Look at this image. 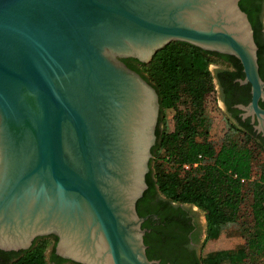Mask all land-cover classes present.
<instances>
[{
    "label": "water",
    "instance_id": "obj_1",
    "mask_svg": "<svg viewBox=\"0 0 264 264\" xmlns=\"http://www.w3.org/2000/svg\"><path fill=\"white\" fill-rule=\"evenodd\" d=\"M172 42L234 57L264 139V81L239 0H0V251L54 236L76 264H152L136 203L159 98L122 61ZM120 142V148L117 145Z\"/></svg>",
    "mask_w": 264,
    "mask_h": 264
},
{
    "label": "trees",
    "instance_id": "obj_2",
    "mask_svg": "<svg viewBox=\"0 0 264 264\" xmlns=\"http://www.w3.org/2000/svg\"><path fill=\"white\" fill-rule=\"evenodd\" d=\"M250 4L251 0H239V7L253 29L258 63L260 49ZM215 58L235 59L172 42L156 52L148 64L122 60L154 88L159 98L156 142L145 177L147 189L137 201L136 211L139 217L151 213L160 223L171 226L172 219L162 212V201L195 207L204 215L209 241L239 222L244 202L249 198L250 225L242 228L244 243L230 250L208 253L202 263L257 264L264 259V162L255 174L253 161L257 150L264 156V139L258 140L254 134L227 123L220 144L216 146L210 140L212 120L206 113L205 102L215 92L209 71ZM169 110L173 112L171 130L165 117ZM183 165L189 168L185 170ZM154 195L160 202L149 206ZM153 223L149 218L141 228L148 229ZM49 242L48 238H36L26 251L0 254L13 256L14 260L5 264H49L44 254ZM51 260L55 264H76L54 254Z\"/></svg>",
    "mask_w": 264,
    "mask_h": 264
},
{
    "label": "flooded vegetation",
    "instance_id": "obj_3",
    "mask_svg": "<svg viewBox=\"0 0 264 264\" xmlns=\"http://www.w3.org/2000/svg\"><path fill=\"white\" fill-rule=\"evenodd\" d=\"M250 7L253 11L257 43L260 49L258 72L264 81V4L261 0H251ZM209 71L212 76L214 94L221 104L219 111L225 124L230 123L240 131L252 133L255 138L261 140V136L254 130V123H251L249 117L243 119L242 111L237 108L238 105L247 106L251 100L250 85L239 83V80L244 79L240 63L236 59L215 58L214 63L209 66ZM258 104L264 110V102L259 101ZM158 201L157 195H154L149 206ZM162 202V212L165 217L172 219L171 226L160 223L159 218L152 216L151 213H146L143 217L146 220L151 218V221L155 222L151 225L152 227L144 229L143 243L146 247L147 259L153 262L152 264H203L202 259L206 255L203 250L208 242L204 215L200 210L189 205ZM43 238L54 242L53 247L44 254L49 264H55L51 260L52 254L60 258L55 254L57 239L54 236ZM4 256L0 254V264L14 260L12 255Z\"/></svg>",
    "mask_w": 264,
    "mask_h": 264
},
{
    "label": "rangeland",
    "instance_id": "obj_4",
    "mask_svg": "<svg viewBox=\"0 0 264 264\" xmlns=\"http://www.w3.org/2000/svg\"><path fill=\"white\" fill-rule=\"evenodd\" d=\"M212 70V67L210 68ZM219 107H221L220 102L216 99L214 93L210 94L205 102L206 113L212 120L211 128L209 131L210 140H212L216 146H218L223 139L224 135L227 132V125L219 111ZM172 116L173 112L171 110L166 111L165 117L168 129H172ZM264 162V156L256 151L255 160L253 161V172L255 174L259 173L260 166ZM249 202V198L244 202L241 215L242 217L239 219V222L236 225L229 226L226 230L222 232V234L212 240H209L205 246L203 252L205 254L220 251V250H230L236 248L244 243V239L242 237V228L250 225V220L248 217V208L247 204ZM201 215V214H200ZM202 218V215H201ZM54 242L50 240L49 246L46 251H49L53 247ZM257 264H264V259H260L257 261Z\"/></svg>",
    "mask_w": 264,
    "mask_h": 264
},
{
    "label": "built area",
    "instance_id": "obj_5",
    "mask_svg": "<svg viewBox=\"0 0 264 264\" xmlns=\"http://www.w3.org/2000/svg\"><path fill=\"white\" fill-rule=\"evenodd\" d=\"M195 166V165H194ZM183 168L185 169V170H187L188 168H189V166L188 165H183Z\"/></svg>",
    "mask_w": 264,
    "mask_h": 264
},
{
    "label": "bare ground",
    "instance_id": "obj_6",
    "mask_svg": "<svg viewBox=\"0 0 264 264\" xmlns=\"http://www.w3.org/2000/svg\"><path fill=\"white\" fill-rule=\"evenodd\" d=\"M116 143H117L118 147L120 148V147H121V146H120V142H117V141H116Z\"/></svg>",
    "mask_w": 264,
    "mask_h": 264
}]
</instances>
